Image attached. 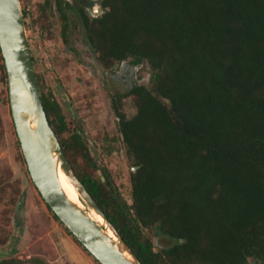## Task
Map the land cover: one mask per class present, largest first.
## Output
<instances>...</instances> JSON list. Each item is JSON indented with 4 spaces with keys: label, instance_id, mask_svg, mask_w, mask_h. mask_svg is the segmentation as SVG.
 <instances>
[{
    "label": "trees",
    "instance_id": "obj_1",
    "mask_svg": "<svg viewBox=\"0 0 264 264\" xmlns=\"http://www.w3.org/2000/svg\"><path fill=\"white\" fill-rule=\"evenodd\" d=\"M101 7L90 18L80 6L97 61L145 62L151 74V87L135 83L111 98L134 167L132 202L108 169L93 173L82 134L35 73L76 175L142 264H264V0H102ZM0 60L9 102L1 51ZM130 94L136 112L128 117L121 100ZM150 227L170 243L156 245L143 231ZM0 264L51 263L39 254Z\"/></svg>",
    "mask_w": 264,
    "mask_h": 264
},
{
    "label": "rangeland",
    "instance_id": "obj_2",
    "mask_svg": "<svg viewBox=\"0 0 264 264\" xmlns=\"http://www.w3.org/2000/svg\"><path fill=\"white\" fill-rule=\"evenodd\" d=\"M20 6L27 13L24 26L43 91L58 102L68 126L82 134L98 166L93 173L101 176L102 169H108L122 198L130 204V170L134 167L126 154L111 98L135 83L151 87L147 64L127 59L103 67L94 52L82 43L76 19L70 25L69 35L63 36V22L54 0H20ZM5 96L0 67V258L15 255L27 259L40 254L51 264H100L68 234L35 187L21 157ZM121 105L126 116H132L136 112L135 96L123 97ZM62 136L67 138L68 131ZM78 162L85 165L81 157ZM83 202L89 216L100 225L94 211ZM143 231L156 245L170 243L156 227Z\"/></svg>",
    "mask_w": 264,
    "mask_h": 264
},
{
    "label": "water",
    "instance_id": "obj_3",
    "mask_svg": "<svg viewBox=\"0 0 264 264\" xmlns=\"http://www.w3.org/2000/svg\"><path fill=\"white\" fill-rule=\"evenodd\" d=\"M0 51L11 117L29 175L45 203L100 264H142L80 181L49 124L41 100L20 0H0ZM61 168L105 226L70 201L58 180Z\"/></svg>",
    "mask_w": 264,
    "mask_h": 264
},
{
    "label": "flooded vegetation",
    "instance_id": "obj_4",
    "mask_svg": "<svg viewBox=\"0 0 264 264\" xmlns=\"http://www.w3.org/2000/svg\"><path fill=\"white\" fill-rule=\"evenodd\" d=\"M54 2H55V9L58 11L63 22V30H62L63 36L65 35L64 37L66 38L69 35L70 25L73 23V19H76L77 28L79 29L82 43L86 47H88L90 51L93 52L91 45L85 39L82 21L80 20V6L83 7L88 17L93 18L98 16L102 12V7H101L102 0H96L92 3H88V2L84 3L78 0H54ZM97 9L100 10V13H97Z\"/></svg>",
    "mask_w": 264,
    "mask_h": 264
},
{
    "label": "bare ground",
    "instance_id": "obj_5",
    "mask_svg": "<svg viewBox=\"0 0 264 264\" xmlns=\"http://www.w3.org/2000/svg\"><path fill=\"white\" fill-rule=\"evenodd\" d=\"M58 180L67 198L73 203H75L76 205H78L79 207H81L85 212H87L86 209L84 208V202L79 192L76 190L73 184L69 181V179L67 178V176L65 175V173L60 167L58 168ZM91 210H93L94 213L96 214L100 225L105 226L107 233L112 236L113 233L109 228L106 227L103 217L100 214H98L94 209L91 208Z\"/></svg>",
    "mask_w": 264,
    "mask_h": 264
}]
</instances>
